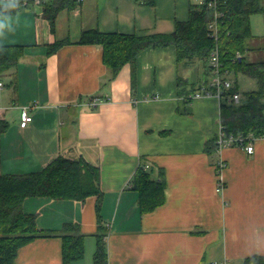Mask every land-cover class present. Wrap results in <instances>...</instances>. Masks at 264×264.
<instances>
[{
	"label": "crops",
	"instance_id": "0c3cea01",
	"mask_svg": "<svg viewBox=\"0 0 264 264\" xmlns=\"http://www.w3.org/2000/svg\"><path fill=\"white\" fill-rule=\"evenodd\" d=\"M146 1L84 0L59 13L55 33L43 6L9 14L0 46L25 52L1 74L0 119L8 128L0 175L40 171L59 155L99 165L100 202L36 196L23 205L49 233L80 224L85 256L72 264H94L98 232H105L108 264H247L264 255V137L253 139V153L239 145L206 149L223 127L221 98L187 101L211 71L201 60L178 61L175 45L143 50L111 80L103 47L77 42L94 28L170 33L196 3ZM65 38L73 42L47 55L48 44ZM27 104L33 120L22 127L20 106ZM141 165L154 177L163 171L166 181L165 202L148 212L132 182ZM15 264H63V238L33 239Z\"/></svg>",
	"mask_w": 264,
	"mask_h": 264
},
{
	"label": "trees",
	"instance_id": "16d2710c",
	"mask_svg": "<svg viewBox=\"0 0 264 264\" xmlns=\"http://www.w3.org/2000/svg\"><path fill=\"white\" fill-rule=\"evenodd\" d=\"M79 0H48L43 3V16L49 20L51 31L55 33L57 17L64 9L75 8ZM153 3L154 0H147ZM12 3L22 6L17 0L0 4V12L10 8ZM26 7V6H23ZM218 35L210 29L215 19V8L204 3H191L189 18L178 21L170 33L104 32L98 28L84 30L78 43L96 44L103 47L104 62L115 78L127 63H134L138 55L150 47L175 45L178 61L201 60L211 71L210 57L218 49L225 76L230 79L231 72H243L257 80L258 88L247 93L241 102L221 98V118L223 129L231 134L245 137H264V47H252L249 41L252 33L251 16L264 13V0H216ZM73 42L70 38L57 39L47 45V55L56 52L65 44ZM21 45L0 46L1 74L16 65L24 55ZM254 58L250 59V53ZM233 81V80H232ZM1 82V81H0ZM182 79H179V85ZM201 87V86H200ZM199 87V88H200ZM195 89L193 88L192 91ZM239 91L236 82L225 91L233 95ZM182 92V90H181ZM190 102V98H187ZM94 108V107H93ZM8 122L0 119V143ZM219 147L218 135L206 144L209 152ZM134 188L139 191V206L142 212L152 211L166 200V181L163 171L154 177L152 170L140 166L133 178ZM50 197L85 202L89 197L103 196L100 185V167L83 156L59 155L40 171L27 174L0 175V264H15L19 249L39 236L59 235L63 238V264L85 256L86 234L78 222L65 223L59 232L49 233L37 225L36 214L24 210V202L29 197ZM100 220V203L97 204ZM102 227V225H101ZM94 264H108L105 232H98ZM247 264H264V255L255 254L247 258Z\"/></svg>",
	"mask_w": 264,
	"mask_h": 264
},
{
	"label": "built area",
	"instance_id": "2783aa9c",
	"mask_svg": "<svg viewBox=\"0 0 264 264\" xmlns=\"http://www.w3.org/2000/svg\"><path fill=\"white\" fill-rule=\"evenodd\" d=\"M17 1V0H16ZM22 6H28L31 3L34 5L42 6L44 2L48 0H18ZM84 1V0H79ZM206 0H202L200 3H204ZM209 6L215 8V19L210 23V29L213 31L214 35H218V17L221 13L216 9V0H209ZM211 64V78L208 79L201 87L194 91L189 98L195 99L202 96H212L217 95L218 97H226L229 101H233L235 103L241 102L242 94L239 91L233 93V95L226 96L225 91L229 90L233 87V81L225 76V71H223V63L220 59V54L218 49H215L210 57ZM2 85V82H0ZM100 100V98H98ZM101 101V100H100ZM21 111V126L25 127L29 122L33 120V115L31 114V110L33 105L27 104L20 106ZM1 110V107H0ZM256 137L249 136L245 137L242 134L235 135L233 133H227L223 127H221L218 134V143L219 147L227 146V145H239L244 146L245 149L249 153H253L254 143L253 139ZM224 164H220L222 167ZM222 186H219L218 190H221ZM209 264H224L220 262H210Z\"/></svg>",
	"mask_w": 264,
	"mask_h": 264
},
{
	"label": "rangeland",
	"instance_id": "374dc122",
	"mask_svg": "<svg viewBox=\"0 0 264 264\" xmlns=\"http://www.w3.org/2000/svg\"><path fill=\"white\" fill-rule=\"evenodd\" d=\"M201 0H194V2L199 3ZM33 6V4H30ZM24 7L21 6L19 11H24ZM251 26L252 33L255 36L249 41L250 46L252 47H264V13H256L251 16ZM254 58V54L250 53V59ZM203 76V74H202ZM231 80L237 83L239 87V92L244 96V100L247 99V93L258 88L257 80L243 72H231L229 74ZM205 76L203 77V79ZM211 78V74L208 76Z\"/></svg>",
	"mask_w": 264,
	"mask_h": 264
},
{
	"label": "clouds",
	"instance_id": "9594fccd",
	"mask_svg": "<svg viewBox=\"0 0 264 264\" xmlns=\"http://www.w3.org/2000/svg\"><path fill=\"white\" fill-rule=\"evenodd\" d=\"M5 2H11V0H0V4H4ZM17 6L18 4L12 3L10 8H6L0 12V29L5 27L6 22L11 23V17L8 13H10V11L15 9Z\"/></svg>",
	"mask_w": 264,
	"mask_h": 264
}]
</instances>
